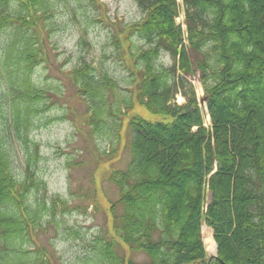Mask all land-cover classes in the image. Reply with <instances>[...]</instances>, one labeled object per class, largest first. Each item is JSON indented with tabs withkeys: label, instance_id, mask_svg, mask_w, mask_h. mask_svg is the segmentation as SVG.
I'll return each mask as SVG.
<instances>
[{
	"label": "trees",
	"instance_id": "obj_1",
	"mask_svg": "<svg viewBox=\"0 0 264 264\" xmlns=\"http://www.w3.org/2000/svg\"><path fill=\"white\" fill-rule=\"evenodd\" d=\"M135 2L143 17L113 35L127 86L86 59L68 76L86 105L91 138L119 143L122 130L130 132V159L108 177L119 197L108 203L110 232L94 238V264H145L121 245L145 253L147 264H264V0ZM52 3L0 0V264H45V248L33 254L25 247L42 215L80 208L59 195L48 204L34 177L40 147L30 133L54 93L34 78L46 56ZM182 12L186 29L176 20ZM164 55L169 65L160 63ZM140 104L162 119L134 112ZM11 140L22 148L21 176ZM202 223L213 231L206 243L217 244L214 257L206 255Z\"/></svg>",
	"mask_w": 264,
	"mask_h": 264
},
{
	"label": "rangeland",
	"instance_id": "obj_2",
	"mask_svg": "<svg viewBox=\"0 0 264 264\" xmlns=\"http://www.w3.org/2000/svg\"><path fill=\"white\" fill-rule=\"evenodd\" d=\"M180 1V0H179ZM53 16L45 28L47 37L44 49L46 56L36 68L34 78L39 85L51 89L53 102L49 110L41 114L31 131V139L38 142L40 158L35 167V179L42 180L38 196L50 204L53 195H59L72 206L78 205L68 214L57 211L55 218L43 214L42 226L33 233V240L25 247L34 254L45 248L49 256L40 254L45 264H94V238L104 230L110 232L109 202L118 200L119 193L109 180L113 170L122 169L130 159L129 134L122 130V139L112 142L104 135L97 140L91 138L87 127L86 105L76 94L69 72L82 59L113 74L125 88L126 75L122 58L113 45V35L123 27L139 21L143 12L135 0H52ZM180 15L177 21H182ZM131 40L135 48L143 42L136 36ZM171 58L164 55L160 63L169 65ZM197 99L204 96L198 75L192 76ZM54 87V89H52ZM175 101L183 103L184 97L177 95ZM204 108V105H203ZM137 112L147 120L157 121L144 105H136ZM205 125H209L206 118ZM115 139V136H110ZM114 150L115 153L113 152ZM14 170L24 173L23 152L20 144L11 140ZM33 189L32 198L36 194ZM210 192H206V202ZM55 219L56 224L48 223ZM213 231L202 223V240L206 255L214 257L215 249H209L206 240ZM118 240V238H116ZM214 239V237H213ZM119 241V240H118ZM215 241V240H214ZM120 244V242H118ZM216 243V242H215ZM120 252L128 254L138 263H149L143 252H129L120 246ZM41 252V251H40Z\"/></svg>",
	"mask_w": 264,
	"mask_h": 264
},
{
	"label": "water",
	"instance_id": "obj_3",
	"mask_svg": "<svg viewBox=\"0 0 264 264\" xmlns=\"http://www.w3.org/2000/svg\"><path fill=\"white\" fill-rule=\"evenodd\" d=\"M201 102H202V103L205 102V99H201Z\"/></svg>",
	"mask_w": 264,
	"mask_h": 264
}]
</instances>
